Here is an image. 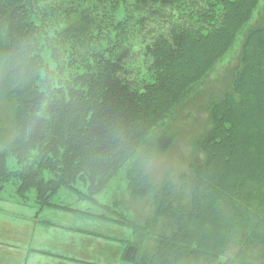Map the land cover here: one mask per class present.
Instances as JSON below:
<instances>
[{"label": "trees", "instance_id": "trees-1", "mask_svg": "<svg viewBox=\"0 0 264 264\" xmlns=\"http://www.w3.org/2000/svg\"><path fill=\"white\" fill-rule=\"evenodd\" d=\"M102 1L109 12L104 29L116 38L96 36L85 56L75 53L68 82L50 87L53 75L41 55L46 39L72 49L87 37L88 24L45 27L39 20L51 14L40 12L39 0H0V100L11 99L15 108L14 137L0 147V192L17 179L20 196L34 190L39 204L50 205L59 187L82 181L93 195L126 174L129 198L114 201L117 215L130 211L132 199L150 198L152 211L142 221L99 216L131 227L123 260L264 264V0H134L145 15L142 29L148 16L167 26L144 46L156 79L141 90L129 77L122 21L110 11L123 0ZM170 10L180 13L181 25L166 15ZM238 35L223 89L204 104L208 126L193 135L191 160L154 179L138 153L157 159L167 152L189 90L203 91ZM110 52L115 56L101 59ZM88 58L98 60L96 74ZM9 157L18 168L8 167ZM221 211L237 232L227 234Z\"/></svg>", "mask_w": 264, "mask_h": 264}, {"label": "rangeland", "instance_id": "rangeland-1", "mask_svg": "<svg viewBox=\"0 0 264 264\" xmlns=\"http://www.w3.org/2000/svg\"><path fill=\"white\" fill-rule=\"evenodd\" d=\"M188 2L192 4L194 0ZM38 3L40 12L44 15L51 14L39 20L42 26L49 25L54 29L67 30L71 23L79 21L88 24L83 30V33L85 31L88 33L87 35L85 32L87 37L76 41L72 49L69 46L65 47V50L60 49L58 43L62 42L51 39H46L42 46V59L53 75L52 82L48 81V85L50 87L52 84L62 85L68 82L74 70L71 69V65H74L73 59L77 60V53L85 56L88 53L87 49L98 44V41H95L96 36L102 40L107 33H112L110 29H104L108 26L106 15L109 12L106 13L104 2L101 0H39ZM133 3L134 0L119 1L109 10L114 11V15L122 21L120 28L125 31V47L129 49L128 67L131 71L129 77L135 81L137 89L141 90L145 85L153 84L156 79L155 69L150 57L144 53V46L167 26L161 24L158 19L148 16L142 29L140 20L145 15L142 16L143 11L141 12ZM201 6L204 7V4ZM254 14L255 12L253 17ZM166 15L177 16L175 22H178L180 13L170 10ZM252 19L245 26L251 24ZM183 22L179 21L177 24L181 25ZM83 33L77 36L78 40ZM115 38V33H112L110 39ZM239 44L240 35L215 64L214 69L208 73L203 91L199 93L195 88L189 90V103L183 105L176 115L178 136L167 152L157 159L147 158L142 151L138 153L140 158L147 159L145 167L154 179H162L167 172L175 174L181 171L191 160L194 152L193 135L204 132L208 126L204 104L207 103L210 93L217 94L223 89L222 79L234 61ZM114 56L115 53L110 52L103 54L101 59L110 60ZM97 61L93 58L89 60V65L94 66L91 68L93 69L91 74H96L97 69L101 67L97 66L99 64ZM62 88L65 87L61 86ZM14 110L11 99L0 100V147L14 137ZM7 164L10 169L18 168L12 157L8 158ZM127 178L128 176L124 174L121 179L111 181L106 189L93 195L87 191L82 181L69 187H59L51 198L50 205L39 204L34 190H29L26 197L20 196L16 191L17 179L6 182L0 192V264H129L121 258V252L127 241L133 237L131 227L99 218L102 214L105 216L110 214L109 218L113 219L127 217L142 221L150 214L151 199L144 198L132 199L130 211L121 212L122 217L117 215L119 210L114 206V201L122 199L121 201L125 203L129 198L126 190ZM250 187L252 188L248 191L253 189V186ZM221 213L227 234L237 232L227 226V211Z\"/></svg>", "mask_w": 264, "mask_h": 264}, {"label": "crops", "instance_id": "crops-1", "mask_svg": "<svg viewBox=\"0 0 264 264\" xmlns=\"http://www.w3.org/2000/svg\"><path fill=\"white\" fill-rule=\"evenodd\" d=\"M121 254H122V252H121ZM130 264V263H129Z\"/></svg>", "mask_w": 264, "mask_h": 264}]
</instances>
